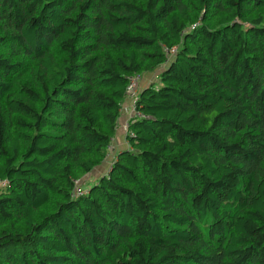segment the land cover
I'll list each match as a JSON object with an SVG mask.
<instances>
[{"label":"trees","instance_id":"trees-1","mask_svg":"<svg viewBox=\"0 0 264 264\" xmlns=\"http://www.w3.org/2000/svg\"><path fill=\"white\" fill-rule=\"evenodd\" d=\"M0 264H264V0H0Z\"/></svg>","mask_w":264,"mask_h":264},{"label":"crops","instance_id":"crops-1","mask_svg":"<svg viewBox=\"0 0 264 264\" xmlns=\"http://www.w3.org/2000/svg\"><path fill=\"white\" fill-rule=\"evenodd\" d=\"M142 84H140L139 88L148 86L152 82L148 80H142ZM130 101L124 100L121 104L120 109V115L118 118V125L115 132V135H113V139L111 140V146L113 148L112 150V156L116 154V152L123 151L127 149V144L125 142V132H124V126L129 122V119H131L132 111L130 107Z\"/></svg>","mask_w":264,"mask_h":264},{"label":"rangeland","instance_id":"rangeland-1","mask_svg":"<svg viewBox=\"0 0 264 264\" xmlns=\"http://www.w3.org/2000/svg\"><path fill=\"white\" fill-rule=\"evenodd\" d=\"M161 69H157L155 70L153 73L148 75H145L144 77H141V80L138 84V86H140V84H142V80H148L151 81L153 84H156L158 82L157 76L160 73ZM112 146L110 144V147L108 149V156L106 161L97 169H95V171L93 173H91L89 176H86L83 180H81L78 185L81 186L84 190L87 189L88 186H91L100 176H103L107 173L110 162L113 158L112 156Z\"/></svg>","mask_w":264,"mask_h":264},{"label":"built area","instance_id":"built-area-1","mask_svg":"<svg viewBox=\"0 0 264 264\" xmlns=\"http://www.w3.org/2000/svg\"><path fill=\"white\" fill-rule=\"evenodd\" d=\"M140 80H141L140 76H133L129 79L128 85L126 87V93H125V99L124 100L130 101L129 103H130V107H131V111H132L131 119L139 116L134 111V104H135L136 98H137L138 93H139L138 84H139ZM131 119H129V122L131 121ZM129 122L124 126L125 134L127 133V126L129 124ZM1 185H4V183H1ZM75 194H81L80 189L76 188Z\"/></svg>","mask_w":264,"mask_h":264}]
</instances>
